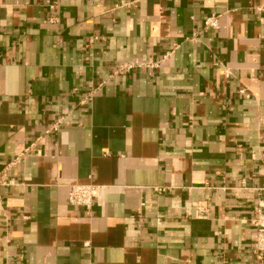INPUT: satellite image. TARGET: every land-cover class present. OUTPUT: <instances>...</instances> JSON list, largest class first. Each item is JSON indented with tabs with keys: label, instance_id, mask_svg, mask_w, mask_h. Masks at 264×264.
Here are the masks:
<instances>
[{
	"label": "crops",
	"instance_id": "0c3cea01",
	"mask_svg": "<svg viewBox=\"0 0 264 264\" xmlns=\"http://www.w3.org/2000/svg\"><path fill=\"white\" fill-rule=\"evenodd\" d=\"M0 175V264H264V0H0Z\"/></svg>",
	"mask_w": 264,
	"mask_h": 264
},
{
	"label": "built area",
	"instance_id": "2783aa9c",
	"mask_svg": "<svg viewBox=\"0 0 264 264\" xmlns=\"http://www.w3.org/2000/svg\"><path fill=\"white\" fill-rule=\"evenodd\" d=\"M54 8V5L51 6ZM220 17L212 15L205 20V28L207 29H216L219 26ZM53 20V19H52ZM51 20V21H52ZM169 57L167 53L164 55L163 60H166ZM153 64V63H152ZM150 64V66H155V64ZM143 65L141 63H131L125 64L121 67L120 71H131L136 68H141ZM245 94V91H242ZM61 121H57L54 125L51 126L45 133L46 135H51L53 133H57L60 130ZM39 142L36 140L34 144H32L25 153L31 151L35 145ZM23 153L20 157H18L15 161L12 162L11 166H16L20 163L21 157L25 155ZM5 176L0 175V186L6 185ZM158 191L165 192L166 188H159ZM98 195V187L92 184H84V185H73L69 191L68 201L70 205L75 207L84 208L86 210H90L94 204V200ZM255 217L252 220V224L254 227V235H253V251L256 257L259 260L264 258V189L261 195V198L255 207Z\"/></svg>",
	"mask_w": 264,
	"mask_h": 264
}]
</instances>
